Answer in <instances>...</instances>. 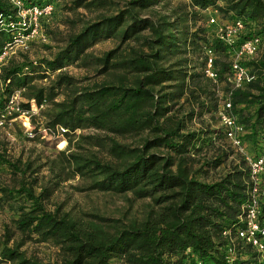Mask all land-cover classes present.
I'll list each match as a JSON object with an SVG mask.
<instances>
[{"label":"trees","instance_id":"obj_1","mask_svg":"<svg viewBox=\"0 0 264 264\" xmlns=\"http://www.w3.org/2000/svg\"><path fill=\"white\" fill-rule=\"evenodd\" d=\"M164 1L70 0L65 6L69 13L111 12L71 34L52 59L10 61L2 68L0 111L18 91L27 98L21 103L23 110L46 102L41 111L44 129H65L62 135L69 138V146L59 153V160L35 168L31 161L5 159L0 142V163L17 180L16 186H0L1 200L23 201L11 220L13 230L7 227L0 243V263L114 264L121 259L124 264H264L241 242L237 257L228 258L223 233L243 226L249 169L242 159L224 177L209 181L210 173L230 158L234 148L229 142L228 147L224 143L215 148L214 141L222 134L228 141L225 128L222 133L210 126L198 130L191 126L216 114L225 99L204 76L205 46L212 45L226 59L217 61L219 87L225 94L230 55L215 34L189 25L195 15L215 8L231 16L229 21L246 24L248 35L242 41L261 39L259 56L244 63L254 79L231 96L232 112L241 116L238 121L246 130L243 138L252 139L253 156H258L264 135V0H187L169 15L155 11ZM12 12L9 0H0V15ZM114 39L117 47L102 56L91 52ZM8 40L0 30V46ZM198 60L202 62L196 65ZM71 66L93 68L106 80L79 87L77 79L63 72ZM51 76L55 77L47 86L37 85ZM60 96L64 97L58 101ZM88 129L98 133L76 134ZM124 138L139 143H121ZM99 151H106L110 159H103ZM43 167L49 175L40 178ZM77 177L85 181V191L131 195L132 202H144L145 212L106 229L64 212L62 205H52L62 184ZM262 209L264 218V205ZM15 233L20 241L14 240ZM33 240L54 243L64 254L63 263L28 257L22 247Z\"/></svg>","mask_w":264,"mask_h":264},{"label":"rangeland","instance_id":"obj_2","mask_svg":"<svg viewBox=\"0 0 264 264\" xmlns=\"http://www.w3.org/2000/svg\"><path fill=\"white\" fill-rule=\"evenodd\" d=\"M114 1L118 2L120 0ZM51 2H55L56 12L52 19L42 23L43 37L45 40L40 38L39 40L30 43L27 49L17 50L10 61L29 63L38 62L42 59H52L54 55L65 46L67 38L71 34L78 33L87 22L96 20L99 15H106L111 12H109V10L102 12H87L84 9H80L74 13H69L65 10V6L69 4L70 0H51ZM180 3L187 4L188 1L165 0L162 4L155 7V11L169 15L171 10L177 7ZM220 5H224V3L221 2ZM147 14L148 12L144 13V15ZM211 18H214L217 24H211ZM230 18L231 16L212 8L192 17L189 25H191L193 30L197 28L206 29L208 32L215 34L216 37L218 25L231 22L229 21ZM117 45L118 40L115 39L104 41L91 49V52L95 56H102L105 52L116 48ZM219 56L220 62H226L223 55L219 54ZM201 62V60H198L196 65L201 64ZM63 72L77 79L79 87H93L106 80L105 76L97 74L96 70L93 68L83 69L78 66H71L63 70ZM54 77L55 76H51L47 80L37 81L36 83L40 86H47ZM63 97L64 96H60L57 100L61 101ZM20 102H27L24 92L20 95ZM218 113L219 111L213 116L206 115L203 120H195L192 123L191 128L193 130H198L210 126L211 131L222 130L223 133L224 127ZM234 115L236 116V113H234ZM236 118L237 120L240 119V121H242L239 114ZM26 124L27 121L25 117H18L15 122L7 126L6 129L0 133V142L3 144V151L6 153L5 159L7 158V160L12 162H15L17 159L31 161L34 163L35 168L43 166L50 159L59 160V153L66 151L69 146V138L61 135L62 131L59 128L53 130L52 134L46 135L43 132L45 119L41 115V112L33 115L31 118L29 131L33 132L34 137H29ZM81 133L93 135L98 132L92 129L76 132L77 135H80ZM243 140L245 152L251 156L255 155L253 153L254 146L251 143L252 139L245 137ZM119 141L131 145H138L139 143L138 139L131 138L119 139ZM224 143H226L224 147H228L229 143L228 141H225L222 134L220 139L216 138L214 141L215 148L218 146L222 147ZM231 150L233 152L230 158L220 168L210 173L208 178L209 181L224 177L231 171L234 165H238L241 160L244 159L236 150L232 148ZM97 153H99L103 159H110L106 154V151H99ZM211 153H213V150ZM47 175H49L48 168L43 167L39 177L42 178ZM16 181V178L11 174L8 167L0 163V186H16ZM85 186V181L79 177L63 183L60 190L53 197L51 204L57 206L62 205L64 212H71L72 215L78 216L85 221H94L103 225L106 229H109L113 224L124 225V223H128L135 217H142L145 212L143 205L144 202H132L131 195L119 196L112 193L89 192L84 190ZM22 204L23 201L20 199L8 202L3 201L1 200L0 195V243L5 239L6 228L8 227L10 230L12 229L11 220L16 216V209ZM98 217L107 219L105 220L107 222H103ZM14 240L20 241L19 234L15 235ZM22 251H24L28 257L39 259L45 263H63L64 254L52 242L37 243L34 240L29 241L22 247ZM113 263L124 264L121 259H115ZM0 264L7 263L1 262Z\"/></svg>","mask_w":264,"mask_h":264},{"label":"built area","instance_id":"obj_3","mask_svg":"<svg viewBox=\"0 0 264 264\" xmlns=\"http://www.w3.org/2000/svg\"><path fill=\"white\" fill-rule=\"evenodd\" d=\"M13 12L8 15H0V30L9 35V40L0 46V73L3 67L7 66L19 49H27L28 45L43 37L42 23L54 17L56 7L53 2L39 0H9ZM211 24H217L214 18L210 19ZM248 35L246 24L242 20H233L227 24L218 25L216 38L224 45L230 55L229 65L231 73L228 76L229 91L227 94L221 92L219 87V69L217 61L220 56L212 45L205 46L203 60L204 76L218 86V95L224 96L219 117L226 131V138L231 146L240 153L249 169L250 190L247 203L242 209L240 221L242 227L236 232L225 231L223 236L229 243V259L237 257L236 249L238 243L249 245L264 260V218H262L264 205V135L261 138L260 153L258 156H251L245 152L243 137L246 134L245 127L240 124L233 114L231 96L237 89L243 88L250 83L254 77L244 65L245 62L256 59L261 50V39L252 37L242 41ZM18 91L10 100L4 110L0 111V133L17 120L18 117H25L29 137H34L30 130L31 118L40 113L47 106L44 102L40 107L32 105V109L21 108L20 95ZM33 103V102H32ZM62 133L66 130L58 127ZM48 135L52 129H43ZM61 133V135H62Z\"/></svg>","mask_w":264,"mask_h":264},{"label":"bare ground","instance_id":"obj_4","mask_svg":"<svg viewBox=\"0 0 264 264\" xmlns=\"http://www.w3.org/2000/svg\"><path fill=\"white\" fill-rule=\"evenodd\" d=\"M62 143H64V142H62Z\"/></svg>","mask_w":264,"mask_h":264}]
</instances>
